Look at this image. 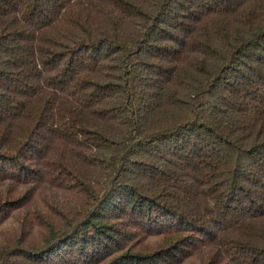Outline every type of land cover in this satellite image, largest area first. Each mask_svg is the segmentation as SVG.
I'll return each instance as SVG.
<instances>
[{
    "label": "trees",
    "instance_id": "16d2710c",
    "mask_svg": "<svg viewBox=\"0 0 264 264\" xmlns=\"http://www.w3.org/2000/svg\"><path fill=\"white\" fill-rule=\"evenodd\" d=\"M0 264H264V0H0Z\"/></svg>",
    "mask_w": 264,
    "mask_h": 264
}]
</instances>
